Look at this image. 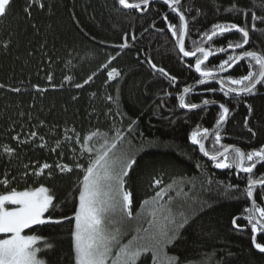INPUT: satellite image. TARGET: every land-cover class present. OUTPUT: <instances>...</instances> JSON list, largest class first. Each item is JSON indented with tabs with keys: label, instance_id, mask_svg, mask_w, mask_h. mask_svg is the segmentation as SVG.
I'll return each mask as SVG.
<instances>
[{
	"label": "trees",
	"instance_id": "trees-1",
	"mask_svg": "<svg viewBox=\"0 0 264 264\" xmlns=\"http://www.w3.org/2000/svg\"><path fill=\"white\" fill-rule=\"evenodd\" d=\"M28 2L13 0L7 16L0 20V84L6 86L0 89V180L7 174L11 181L8 187L17 190L44 184L55 192L54 203L58 207L49 210L53 218L71 216L82 173L77 169L60 173L55 165L72 166L74 156L80 163L85 161L79 156L81 146L67 141L65 135L79 133L84 136L99 128L111 136L114 129H119L126 141H131L138 160L126 185L133 193L135 210L158 190L153 187V178H156L163 180L161 187L177 181L184 194L179 202L187 201L198 214L196 224L184 231L183 240L169 247V255L179 256L186 264H264V254L254 249L249 232H236L231 224L234 216L244 213L250 206L249 200L242 195L247 174L235 169L216 170L190 143L189 135L197 125L201 129L215 125L219 107L185 111L177 104L183 88L199 79L194 70L195 59L180 55L175 38L167 28L168 23H179L178 16L162 0L153 1L145 12L124 9L117 0H44L46 8L33 7L29 17L24 11ZM233 3L249 10V27L251 11L264 16V0H182V9H192L186 13L189 21L186 50H192V41L199 40L200 34L209 31L214 23L244 26L242 14L225 11ZM257 28L264 29V24L258 22ZM125 33L134 34L136 39H129V46L120 49L117 46L123 43ZM239 39V33L227 32L214 37L210 46L226 48L229 41ZM246 49L264 52V33L250 32V44ZM241 51L236 50L235 54ZM229 54H233L231 50L216 53L206 62L207 67L213 68ZM110 56L116 59L108 68H102ZM149 58L176 76L177 83L173 85L167 77L154 71L147 63ZM112 67L121 75L106 83L107 71ZM247 71L248 61L244 60L223 76L239 78ZM49 73L55 88L46 80ZM93 73L88 84L82 88L74 86L83 84ZM65 76L72 79L66 81ZM34 84L48 91L37 93L32 87ZM9 87H19L21 92H12ZM207 88L217 91L208 92ZM108 95L113 97L112 101L106 99ZM204 99L226 103L231 109L221 129L223 144H239L245 151L264 144V128L261 127L264 125V86H258L254 96L237 98L226 97L219 86L207 83L185 95V102L201 104ZM246 104L255 109L249 122L258 132L255 137L244 127ZM130 120L136 121L131 134L127 131ZM32 132L37 136L32 137ZM213 140L214 137H210L205 144L209 152L213 151ZM41 144L46 146L40 147ZM5 147L14 149V153H5ZM43 163L53 168L46 169L39 178L33 177V169ZM197 163L201 165L199 169ZM259 168L255 177H260L259 172L264 171V166ZM48 171L53 173L51 178L47 177ZM24 172L29 175L22 177ZM227 185H239V191L225 196ZM5 190L0 185V192ZM169 195L177 196L176 191ZM254 199L264 206L259 187L254 191ZM70 228L71 224L65 222L63 225L33 226V230H25V233L34 232L55 244L54 251L48 254L50 264L58 260L60 264H71ZM257 242L264 243V238H257Z\"/></svg>",
	"mask_w": 264,
	"mask_h": 264
},
{
	"label": "snow or ice",
	"instance_id": "snow-or-ice-1",
	"mask_svg": "<svg viewBox=\"0 0 264 264\" xmlns=\"http://www.w3.org/2000/svg\"><path fill=\"white\" fill-rule=\"evenodd\" d=\"M162 2L178 16V24L168 23L167 28L175 38L176 46L183 57H194V70L199 74L200 79L196 81L198 85H205L208 82L215 81L219 84V90L226 97L234 96H254L257 94L258 86H264V52L258 53L253 50H245V46L250 44V32H262L264 29H258L257 23L264 24V16H258L256 12L251 11V25L249 27V10L240 9L235 3L225 11L240 13L243 15L244 26L236 23H214L209 31L200 34L199 40L192 41L193 49L186 50L185 39L189 34V21L186 13L192 9L190 7L181 8L182 0H162ZM12 0H0V19L8 14ZM117 3L124 9H135L141 12L148 10L153 0H117ZM37 7L44 10L46 4L44 0H29L24 11L31 17V10ZM49 12L51 7L48 6ZM219 12V8L217 9ZM197 14L200 12L197 9ZM193 20L196 17L192 18ZM167 21V16L164 17ZM153 22V26H154ZM36 28V25H32ZM147 31V30H145ZM235 31L240 34L237 41H229L227 47L213 49L210 45L214 37L224 33ZM129 39L135 40L134 34L125 33L123 43L118 45L120 49L129 46ZM209 44L205 47L204 44ZM237 49L243 50L235 54ZM229 50L233 54L227 55L213 68H208L206 62L209 57L219 53H227ZM31 55V53H29ZM119 55V53H117ZM115 56H110L108 63L102 65V68H108V65L115 60ZM248 61V71L239 78H233L231 75L220 76V73H227L240 61ZM147 63L150 67L168 78L174 85L177 83V77L168 73L164 68L158 67L149 58ZM191 68L192 65H189ZM95 73L89 76L83 84L77 83L76 88H82L88 84ZM121 73L115 67L107 71V80L112 81L119 77ZM52 74L46 76V80L51 85ZM66 81L72 78L65 76ZM21 83H24L21 81ZM0 84V89L5 88ZM37 93L43 94L48 88L41 87L38 84L32 85ZM55 88L56 85H51ZM60 87H63L61 84ZM9 90L15 93L21 92L19 87H9ZM192 86H186L182 94L178 97L179 107L189 111L201 108V104L206 107L215 103L208 99L202 100L201 104L185 102V95L192 91ZM208 92H215V88H207ZM92 95H95L93 93ZM77 99V97H73ZM106 99L113 100L108 95ZM247 115L244 118V127L248 133L255 137L257 130L249 126L250 119L255 115V109L251 104H246ZM111 111V110H110ZM231 109L226 103L219 104V113L215 122L214 131L210 133L208 128L201 129L197 125L196 130L189 135L192 145L198 146L199 152L213 162L217 169H235L240 173L247 174V184L242 191L249 201L250 206L244 209L240 216H234L231 220L233 229L244 230L250 226L252 233L251 241L254 248L261 254H264V243L257 242V235H264V206H260L254 199V191L259 187L262 199H264V175L255 177L254 169L257 165L264 166V145L258 149H252L245 152L235 145H225L222 143L221 129L229 119ZM117 115L123 116V113L117 112ZM43 123V122H41ZM135 120H130L127 126L129 134L134 130ZM264 128V125L261 126ZM113 129H110L112 131ZM67 131V130H66ZM75 133V129L71 130ZM32 137L37 133L32 132ZM214 137L213 151L206 149L205 141L209 137ZM18 140V137H13ZM43 141V137H40ZM65 139L70 143L79 144L80 163L73 158V165L57 163L55 168L60 173H71L74 169L82 173L79 179L77 189L78 195L74 197L76 201L74 211L71 216H61L53 218L50 209H56L58 205L55 192L44 184L36 187H26L23 190H17L15 187L9 188L11 181L7 174L0 180V185L6 189L0 192V264H50L48 254L54 251L55 244L47 237L38 234H25V230H33V226L42 225H63L65 222L71 224L69 236L71 239V264H186L182 262L177 255H169L170 246H175L183 240L184 231L196 224L198 214L187 201L177 202L175 197L169 195L176 191V195H181L182 189L179 188L177 181L164 185L162 179L153 178V187L158 189L154 196L146 199L140 205L141 211L135 210L134 197L132 191L126 185L131 179V173L138 165L135 153L131 148V141L125 139L124 133L119 129H114V135L109 136L107 131L102 132L99 128L81 136L75 133L74 136L65 135ZM27 141H21L25 143ZM41 144L40 147H45ZM60 146L57 141V147ZM5 153L12 155L14 149L5 147ZM56 151V149H52ZM73 153L76 148H72ZM62 155V153H61ZM27 167V166H25ZM199 169L201 165L197 163ZM53 165L43 163L34 168L31 175L39 178L45 174V170L52 169ZM27 177L28 172L21 174ZM53 176L52 171L47 172V177ZM16 177H12L15 180ZM211 183V181H209ZM231 191H239V185H227L225 196ZM167 196V200L165 197ZM161 201H164L161 203ZM187 205V206H186ZM48 213V215H45ZM246 214V215H245ZM258 214V215H257ZM246 219L247 225L238 223L240 219ZM136 222L133 226V222ZM146 223L147 226H144ZM130 237V238H129ZM231 255V253H229ZM56 264H60L58 260Z\"/></svg>",
	"mask_w": 264,
	"mask_h": 264
},
{
	"label": "flooded vegetation",
	"instance_id": "flooded-vegetation-1",
	"mask_svg": "<svg viewBox=\"0 0 264 264\" xmlns=\"http://www.w3.org/2000/svg\"><path fill=\"white\" fill-rule=\"evenodd\" d=\"M12 2H13V0H12ZM11 5H12V3H11ZM8 11H9V10H8ZM0 20H1V19H0ZM246 46H247V45H246ZM246 46H245V50H247V49H246ZM240 50H241V49H240ZM242 51H243V50H242ZM242 51H241V52H242ZM241 52H240V53H241ZM210 58H211V57H209V60H210ZM194 59H195V58H193V60H194ZM209 60H208V61H209ZM208 61H207V62H208ZM194 64H195V63H194ZM229 73H230V72H229ZM197 74H198V73H197ZM198 75H199V74H198ZM225 75H226V74H225ZM222 76H223V75H222ZM199 79H200V77H199ZM208 83H213V82H208ZM213 84L219 86L217 83H213ZM210 137H211V136H210ZM210 137H209V138H210ZM206 142H207V141H206ZM206 142H205V144H206ZM228 145H235L236 147L241 148V146H240L239 144H234V143H232V144H228ZM262 145H264V144H261V145H259V146H262ZM193 146H195V145H193ZM195 147H197V146H195ZM197 149H198V147H197ZM241 149H242V148H241ZM242 150H244V149H242ZM244 151H245V150H244ZM198 152H199V151H198ZM245 152H247V151H245ZM212 163H213V162H212ZM213 166H214V164H213ZM260 166H261V165H257V168L254 169V172L257 171V170L260 171V168H259ZM214 168H215V167H214ZM215 169L217 170V168H215ZM226 170H227V169H226ZM262 175H264V171L259 172V176L261 177ZM262 202L264 203V199H262ZM257 203H258V202H257ZM258 204H259L260 206H263V205L260 204V203H258ZM240 215H241V214H239V215H237V216H240ZM245 215H246V214H245ZM257 215H258V214H257ZM238 223L241 224V225H247V220L242 218V219H240V220L238 221ZM234 230H235L236 232L245 233V234L249 232L248 234L250 235V238H251V236H252V233H251V230H250V226L246 227V228H245L244 230H242V231H240V230H236V229H234ZM249 235H248V236H249ZM260 237H261V238H264V235L258 234V235H257V238H260Z\"/></svg>",
	"mask_w": 264,
	"mask_h": 264
},
{
	"label": "water",
	"instance_id": "water-1",
	"mask_svg": "<svg viewBox=\"0 0 264 264\" xmlns=\"http://www.w3.org/2000/svg\"><path fill=\"white\" fill-rule=\"evenodd\" d=\"M153 1H156V0H153ZM230 32H235V31H230ZM237 50H240V49H237ZM259 53V52H258ZM217 54H220L219 52H217ZM181 56H182V54H180ZM183 57V56H182ZM183 58H185V59H192V58H194V57H183ZM241 62V61H240ZM240 62H238L236 65H234L233 66V68L232 69H229V71L227 72V73H220L219 75L220 76H222V75H225V74H228L229 72H231ZM211 82H213V83H217V82H215V81H211ZM218 84V83H217ZM219 85V84H218ZM192 86V89L194 90V89H196V88H199V87H201V86H203V85H198V84H193V85H191ZM182 94V92L180 93V95ZM179 95V96H180ZM178 96V97H179ZM222 102H215V103H213V104H209L208 106H206V107H209V106H218L219 107V104H221ZM177 104H178V106H179V99H177ZM180 108V107H179ZM201 108H204V106L201 104ZM201 108H198V109H201ZM182 109V108H181ZM198 109H195V110H192V111H196V110H198ZM183 110H185V111H189V110H187V109H183ZM215 126V125H214ZM214 126L212 127V128H210L209 130H210V133L212 132V131H214ZM206 142V141H205ZM191 143V142H190ZM198 147V146H197ZM198 151H199V149H198ZM199 154L202 156V157H204L203 156V154L202 153H200L199 152ZM206 160H208V161H210L207 157H204ZM210 162H212V161H210ZM218 171H224V170H226V169H217ZM250 202V201H249ZM254 247V246H253ZM255 249V248H254ZM256 250V249H255ZM257 251V250H256ZM258 252V251H257Z\"/></svg>",
	"mask_w": 264,
	"mask_h": 264
},
{
	"label": "rangeland",
	"instance_id": "rangeland-1",
	"mask_svg": "<svg viewBox=\"0 0 264 264\" xmlns=\"http://www.w3.org/2000/svg\"><path fill=\"white\" fill-rule=\"evenodd\" d=\"M184 198V194H181V195H179V196H176L175 197V199L177 200V202H179V200H182ZM165 200H167V196L165 197ZM164 201H161V203H163ZM137 212L138 211H141V209L140 208H137V210H136ZM135 221L133 222V226L135 225ZM144 226H147L146 225V223H145V225ZM25 234H32V233H28V232H26ZM0 235H2V234H0ZM130 238V237H129Z\"/></svg>",
	"mask_w": 264,
	"mask_h": 264
}]
</instances>
